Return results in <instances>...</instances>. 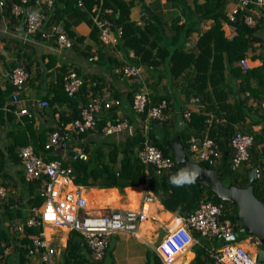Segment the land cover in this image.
I'll list each match as a JSON object with an SVG mask.
<instances>
[{
	"label": "trees",
	"instance_id": "1",
	"mask_svg": "<svg viewBox=\"0 0 264 264\" xmlns=\"http://www.w3.org/2000/svg\"><path fill=\"white\" fill-rule=\"evenodd\" d=\"M11 1L16 0H4V4L1 6L5 14H9V4ZM80 1L82 6L77 5V0H53L52 13L43 23L46 21L47 23L49 21L55 22L59 18L62 19L66 35L72 41L71 49L80 53L82 52L85 57L96 55V59L99 62L106 59L110 63L107 69L119 65L120 62L112 56V53L105 48V45L100 40L98 36L99 29L90 16V10L93 4L97 3V0ZM193 2V10L198 13L200 18L209 19L210 23L199 33L194 46L191 48H186L184 41L188 33L192 30V27L188 25L186 20L178 22V14H174L168 24V29L172 30V35L165 43L162 40L165 23L158 14L151 13L144 19L143 25L140 26L128 18L129 6L132 3L131 0H112V2L105 0V2L101 3L100 8L103 10L104 7H112L113 10L106 15V20L109 22L110 29H120L119 39L116 45L120 48L132 50L136 63L152 65L159 60H163L166 65V71L174 77L179 75L186 67L191 66L193 75L188 86L191 95L201 100L202 97L208 99L209 96L205 88L208 85L215 87L219 83L225 66L232 77L241 76L239 90L244 92L248 89L249 93H252L254 89L249 88L244 82H247L250 75L255 76L257 84L263 82L264 58L262 59L260 68H244L242 72L240 65H233V62L243 58V55L253 40L258 39L261 41L255 32L263 25L262 18L264 19V14L262 15V10L256 9L255 13L259 14V18L254 19L252 14L253 23L248 25L243 20L244 10H237L233 20H229L226 17V10L229 9L226 8L225 10V0H202L201 2L193 0ZM68 10L76 14L80 19L85 20L89 26V31L86 36L98 44L96 50L92 49V51L88 44L82 45L81 51L78 49V45L82 43L84 36L76 34L68 28V22L62 17V13ZM114 13H116V16H114ZM225 23L235 31L230 38L224 35L222 24ZM36 33L40 36L39 31ZM47 55L48 64L52 65L56 58L52 54ZM14 65L12 63V66ZM23 66L27 71L29 65L25 63ZM67 69L68 65L66 62H61L57 66V72L49 88L51 95L48 99L46 98L48 105H51L47 112L52 118L54 112H57L58 121L60 122H67L79 116L80 107L87 100L85 97L84 81L73 95H67L63 90V75ZM75 70L78 72L76 68ZM12 87L10 82L5 83L2 88L0 87V126L5 129V137L7 138V142L0 147V176L7 175L6 163L11 162L15 164L18 162L17 151L21 146L29 145L35 153H41L48 158L57 156L56 150L51 151L45 149L43 148V144L46 140V133L55 128L58 123L54 120V125L34 126L33 117L20 115L16 118L12 110L13 106L5 102L7 99L6 95L12 90ZM98 89L99 86H97ZM212 92L215 95L218 94L215 88H212ZM129 95V98H131L132 94L129 93ZM114 97H116V94H114ZM220 98L222 97L218 96V99ZM245 98V96L237 98L230 104L227 102H219L216 107H214V103L209 105V109L215 115L224 119L223 122H212L207 130V134L217 140L218 147L221 150V156L216 167L219 168L218 174L224 184L235 183L241 186L247 184L245 172L249 166L248 168H244L243 180L245 182L244 184H240L241 181H238V178L234 175V169L230 167V148L225 143V139L233 132L232 124L242 120L244 115H246L247 108L243 104ZM159 99H162V96H153L150 98V102H155ZM61 102H65L68 105L67 110H59L54 106L55 103L58 104ZM116 108L117 106H111L101 110L96 116L95 129L93 130L101 133L100 128L106 119H109L112 123L119 122L120 119L116 117L114 112ZM262 109L264 110V108ZM165 110L167 112V106ZM220 111L222 112L220 113ZM133 114L140 116L141 119L145 117L144 113L137 114L134 112ZM205 116L206 112L204 110L189 111L187 120L181 116L183 119L182 125L174 124L176 121L173 122L174 134H170L169 132V124L166 122L167 119L165 121L148 119L145 133L139 128H135L119 145L111 139L99 140L94 148H90L85 143L82 147L88 154L87 158L85 160L76 159L71 161L73 181L86 187H116L119 191L123 190V187L126 185H137L145 182L147 189L151 191L162 206L174 214L184 215L188 213L197 204L198 200L205 196L212 201H222L227 215L230 217L234 216L236 210L234 204L229 209V205H226L229 202L228 200L219 198L206 185L196 184L195 179L192 178L188 170L185 168L174 169L176 166L174 160L171 168L156 173L153 165L140 162L136 156V151L141 147V142L145 138L158 147L163 154L171 157L172 153L170 148L166 146V140L177 138L186 150L187 137L191 133H199L204 129ZM90 131L92 130L80 132L78 134L79 138L84 139ZM252 135L253 142L249 147L251 164H259L264 167V124L259 132L253 133ZM224 151H226V154L223 157ZM197 162L201 165L208 166L201 161ZM17 184H20L22 187L21 193L19 194H21V199L24 198L23 202H17L19 198L9 193L11 187ZM2 185L4 187L9 186L7 188L9 194L7 193L5 198L0 200V252H2V249L7 243L11 242V252L14 255L12 262L14 264H22L26 260V245L30 243L32 237L38 235L41 227L40 225L24 226L22 232L18 234L13 232V230L10 231L8 226L3 224V221H11L13 219L23 221L28 213H32L30 207L40 204L41 197L35 193L34 183L32 181H25L22 176L16 179L15 182H10L9 185L8 183H3ZM138 187L132 188L138 189ZM103 190L108 193L114 189L108 188ZM92 191L96 190L92 189ZM96 192L97 195L102 196L99 191ZM253 192L264 203V175L253 183ZM24 207L26 208V212L22 210ZM232 222L235 229L240 226L236 218H233ZM46 226L53 230L50 225L47 224ZM64 233L65 231H63L62 236H64ZM191 234L198 237L200 242L199 244L193 245L194 255L191 263L214 264L213 258L208 255L205 249L208 245L206 239L197 232L192 231ZM78 235V232L74 230L69 231L65 246L61 252L60 263L102 264L101 259L92 261L87 257L86 249L78 241ZM219 243L220 241L217 239L213 241L215 246H218ZM146 259V264H161L155 251H152L151 255H148ZM174 262L177 263L178 261ZM37 264L44 263L40 262Z\"/></svg>",
	"mask_w": 264,
	"mask_h": 264
},
{
	"label": "built area",
	"instance_id": "2",
	"mask_svg": "<svg viewBox=\"0 0 264 264\" xmlns=\"http://www.w3.org/2000/svg\"><path fill=\"white\" fill-rule=\"evenodd\" d=\"M232 6L226 10V17L234 19L237 10H244L243 20L246 24L253 23L252 14L256 9L262 10L264 14V0H230ZM4 0H0V8ZM53 0H16L9 4V14L21 18L24 29L28 33L39 31L43 21L49 16ZM81 1L77 0V5ZM99 29L100 40L107 45H114L116 39L109 34V22L107 20H94ZM42 36L52 38L59 47L69 48L72 41L66 35L61 22H51L46 32H40ZM89 58H96L95 55ZM238 63L247 68L248 64L244 58ZM126 76H136L139 67L135 64L123 63L118 67ZM11 83L10 105L18 101V92L28 78V72L22 64H15L7 73ZM82 83V78L74 69H67L63 75V90L67 95H73ZM197 99V98H195ZM119 99L99 92L90 94L86 102L81 105L79 116L67 122L58 121V113L54 112L53 118L56 127L46 133L43 148L56 150V157L48 158L41 153H35L29 145L18 148V162L22 168V177L25 181L34 183V190L41 197L39 205L31 206L32 213H28L24 220L13 219L5 221L10 231L20 234L24 226L40 225L41 230L37 236L31 238L26 245V260L22 264H54V258L60 260V252L65 246L69 231L78 232V241L86 249L87 257L92 261L100 260L109 243L111 234L124 231L132 235L138 234L141 222L147 218V209L153 199L150 193L144 194L134 207H108L105 210H89L85 197V186L73 181V168L71 161L76 159L85 160L87 152L79 144L80 132L95 129L96 116L98 113L112 105H118ZM46 98H41L34 103L32 108L27 106L13 107L17 115L33 117V110L46 107ZM259 105L264 108V97L260 99ZM165 99L150 102L145 90L139 89L132 93L130 99L131 109L137 113H144L147 118L157 121H165L168 118ZM182 117L187 120L189 111L185 110ZM222 119L213 114L204 118L205 127L199 133H192L186 139L188 155L196 160L212 166L221 156L216 139L207 134L211 122H220ZM125 124L121 121L112 123L106 119L100 130L103 134H110L119 130ZM35 126H37L35 124ZM253 142V136L247 131L233 132L227 140L229 151V163L232 169L239 167L242 162L249 158V147ZM136 156L143 163L154 166L155 172L171 168L173 157L165 155L148 139L141 142V147L136 151ZM254 175L256 179L264 175V167L254 164ZM8 189L0 185V200L5 198ZM60 227L57 239L62 240L58 248L51 244V232L45 235L44 226ZM64 236L60 233L64 231ZM235 230L232 219L227 215L222 201H212L201 197L197 204L186 214H173L167 219L163 232L159 239L153 244V250L160 259L161 264H171L172 260L185 250L199 244V238L191 232H197L203 236L208 245L205 247L208 255L213 258L214 264H254L256 251L243 247L238 242H232L228 238ZM53 231V230H52ZM63 233V232H62ZM63 238V239H62ZM219 240L218 246L213 244ZM57 240V241H60ZM60 251V252H59ZM8 253L6 244L0 252V260ZM34 257L36 261L30 258ZM58 260V261H59Z\"/></svg>",
	"mask_w": 264,
	"mask_h": 264
},
{
	"label": "crops",
	"instance_id": "3",
	"mask_svg": "<svg viewBox=\"0 0 264 264\" xmlns=\"http://www.w3.org/2000/svg\"><path fill=\"white\" fill-rule=\"evenodd\" d=\"M111 1L112 0H108ZM127 1V0H123ZM132 3L129 6L128 18L138 25H143L144 19L151 13L158 14L162 21L165 23L163 30L162 40L166 43L169 37L172 35V30L168 29V24L174 14L179 15V20H186L188 25L192 27V30L186 36L184 41V46L186 48H191L194 46L195 41L199 33L204 30L210 23L207 18H200L198 13L194 11L193 0H131ZM201 2L202 0H196ZM105 0H97V3L93 4L90 10V16L92 20H106V15L112 12V7H104L101 10L100 5ZM79 6H82L81 4ZM225 10L230 9L232 2L230 0H225ZM3 8H0V87L2 88L5 83H9L7 73L13 64H25L28 67V78L23 85V87L18 92V101L13 105V107L27 106L32 108L34 103L41 99L50 97L51 92L49 88L51 82H53L55 74L57 72V66L61 62H66L68 69L78 70L77 74L84 81L85 97L86 99L92 93L103 92L109 96H114L119 98V105L114 110L116 117L120 119L125 125L119 130L114 131L110 134L97 133L96 131H90L84 139L79 138V144L83 146L85 143L90 148L96 147L98 141L101 139H111L118 143V145L124 140L125 137L129 136L135 128H139L143 133L146 132L148 118H140L138 115H134V111L130 109L129 106V93H133L135 90H145L149 98L153 96H162L166 99L169 132L174 134L173 122L177 124L179 120L182 119L181 114L183 111H197L204 110L206 113L214 114L210 109L209 105L214 103V107L217 106L219 102L233 103L237 98L245 96L244 106L246 109V115L240 121H236L232 124L233 132L237 131H248L250 133L259 132L264 124V110L259 106V98L264 96V74L262 76V83H258L254 75H250L247 82L244 84L248 85L249 88L254 89L252 93L246 89L244 92L239 90L240 77H232L226 66L223 69L222 78L219 83L212 87L208 85L205 89L208 93V99L202 97V100L196 96L191 95L188 86L189 81L192 78L193 70L191 66L186 67L179 75L171 76L166 71V65L163 60H159L155 64H140L135 62V57L132 50L126 48L117 47V42L119 39L120 29L115 28L109 29V34L114 36L116 43L114 45H105V48L112 53L120 63L107 69L110 63L103 59L101 62L97 61L96 58L85 57L82 52L74 51L69 48L59 47L52 38H47L46 36L37 35L35 33H28L24 29L23 21L21 18L10 16L5 14ZM94 11V12H93ZM93 12V13H92ZM115 12V11H114ZM52 9L49 12L51 15ZM101 14V15H100ZM116 16V13H114ZM254 19L259 18V14L253 12ZM62 17L66 22H68L71 30L76 34L84 36L82 43H80L79 50L81 51V46L88 44L90 49L96 50L98 47L90 38L86 35L89 31V26L84 19H80L76 14L70 10L62 13ZM261 17V16H260ZM262 18V17H261ZM63 22L59 18L57 22ZM263 25L259 27L255 32L256 36L261 39H255L251 42L250 47L247 49L243 58L246 60L247 68H260L262 59L264 58V19L262 18ZM51 22L47 21L41 25L39 32H46L48 30V25ZM224 35L230 38L234 33V29L228 24H222ZM99 36V32H98ZM100 38V37H99ZM77 49V50H78ZM92 50V51H93ZM154 51V50H153ZM95 52V51H94ZM52 54L56 59L52 65L48 64V55ZM123 63L137 64L139 67V73L136 76H126L121 71H118V67ZM234 64H238V61H234ZM241 72L244 68L240 65ZM97 86L99 89L97 90ZM212 88L218 93L219 97L212 92ZM226 92V93H224ZM6 103L9 104L10 92L6 95ZM197 98V99H195ZM41 108L40 110H33V123L47 126L54 125V118L50 116L47 112L51 105ZM59 110H67L68 105L65 102L55 103ZM133 112V113H132ZM222 111H220L221 113ZM15 114V113H14ZM16 118L19 115L15 114ZM179 125H182L180 123ZM84 141V143H83ZM7 142L5 137V129L0 126V147ZM104 148V146H103ZM7 175L0 176V185L3 183H8L16 181L20 176H22V168L19 162L12 164L11 162L6 163ZM227 181V180H226ZM3 182V183H2ZM139 189H133L130 192L126 191L127 187H136ZM9 187V186H8ZM6 187V188H8ZM21 185L17 184L11 187L9 192L13 194L14 197L19 198L17 202H23L24 198L21 197ZM114 189L108 194H112L114 201L109 203H103L95 200L94 193L97 195L96 191L100 194L104 192L103 189ZM94 189L96 191L91 190ZM13 190V191H12ZM12 191V192H11ZM8 193V194H9ZM151 193L147 189L146 183H141L137 185H126L123 190L119 191L116 187H95V186H85V197L88 196L90 201L94 198L97 207L89 210L98 211L105 210V204L110 205L109 207H134L140 197L144 194ZM105 195V196H106ZM153 195V194H152ZM104 196V195H102ZM88 200V202L90 203ZM88 203V204H89ZM103 203V204H102ZM108 208V207H107ZM150 208L154 211L151 212ZM26 212V208L22 209ZM147 218L144 219L138 228V234L132 235L128 232L118 231L110 235L108 247L103 257L101 258L102 264H146V258L151 255L153 250V244L159 239L163 232L164 226L167 223V219L174 213L165 209L162 204L153 195L150 207L147 209ZM5 221H3V224ZM47 225V224H46ZM45 225L46 234L52 232ZM53 228V227H51ZM240 243V242H239ZM242 246L243 243H240ZM8 253L3 259L0 260V264H14L12 262L14 255L12 254V244L7 243ZM243 247L249 248L251 250H257V246L244 245ZM185 253L177 255L171 264H192L191 259L194 255L193 251L185 250ZM36 261L34 257L30 258ZM4 261V262H3ZM174 261H178L177 263Z\"/></svg>",
	"mask_w": 264,
	"mask_h": 264
},
{
	"label": "water",
	"instance_id": "4",
	"mask_svg": "<svg viewBox=\"0 0 264 264\" xmlns=\"http://www.w3.org/2000/svg\"><path fill=\"white\" fill-rule=\"evenodd\" d=\"M165 143L171 150L176 165L174 169L185 168L195 179L196 184L206 185L219 198L235 205V215L230 218H236L240 226L226 239L238 240L242 235H250L258 244L254 264H262L264 259V203L253 192V183L257 180L254 175L255 165L253 164L246 170L247 184L244 186L235 183L224 184L219 177L218 167L204 166L192 160L177 138L166 140ZM225 143H227L226 140ZM60 146L56 148L57 151ZM225 154L226 151L223 152V157Z\"/></svg>",
	"mask_w": 264,
	"mask_h": 264
},
{
	"label": "rangeland",
	"instance_id": "5",
	"mask_svg": "<svg viewBox=\"0 0 264 264\" xmlns=\"http://www.w3.org/2000/svg\"><path fill=\"white\" fill-rule=\"evenodd\" d=\"M119 29V28H118ZM198 111V110H197ZM177 124H179L178 122H177ZM108 139V138H107ZM192 160H194V159H192ZM219 160V159H218ZM216 161V163L215 164H213L212 166H215L216 167V165H217V163L219 162V161ZM252 162H251V160H250V158H248L247 160H245L244 162H242V164L239 166V167H237L236 169H234L233 170V172H234V175L238 178V181H241L240 182V184H244V180H243V178H244V174H243V171H244V168L246 167V168H248V166H250V164H251ZM246 173V172H245ZM92 192V191H91ZM107 194V192L106 191H104L103 193H102V195H104V196H99V195H96L95 193H94V196H95V198L96 199H98L100 202H103L104 203V201H106V198L107 197H110V195L108 194V195H106ZM106 195V196H105ZM113 198H115V197H113ZM89 200H90V198H89ZM89 202L87 201V203H86V205L88 206V207H92L91 209H95V207H97V204H96V202H94V198L91 200V204L89 203ZM226 205H229V209H231V205H232V203L231 202H228V204H226ZM110 205H106L105 204V207L104 208H107V207H109ZM150 210H151V212H153L154 211V209L153 208H150ZM60 227H53V231L51 232V234H52V238L53 239H51V244L54 246V247H56V248H58L59 249V247L61 246V244H62V240H60V239H57V235H58V233H59V231H60ZM65 231V230H64ZM62 232L63 231H61L60 233L62 234ZM47 235V234H46ZM63 239V238H62ZM251 239H253L250 235H248V234H246V235H242L238 240H232V242H240V243H243L244 245H247V246H249V245H252L251 244ZM57 240H60V241H57ZM57 243H61V244H57ZM243 245V246H244ZM253 246V245H252ZM188 250H190V251H193V246H191L190 248H188ZM60 252V251H59ZM61 252H62V250H61ZM61 252H60V254H59V256L61 257ZM194 253V252H193ZM59 260V259H58ZM56 258H54V264H61L60 263V261H58ZM4 262V261H3ZM263 262H264V259H263ZM3 264V263H2Z\"/></svg>",
	"mask_w": 264,
	"mask_h": 264
},
{
	"label": "clouds",
	"instance_id": "6",
	"mask_svg": "<svg viewBox=\"0 0 264 264\" xmlns=\"http://www.w3.org/2000/svg\"><path fill=\"white\" fill-rule=\"evenodd\" d=\"M178 22H182V20H178ZM103 44H104V43H103ZM91 56H92V55H91ZM95 57H96V55H95ZM136 65H137V64H136ZM82 82H83V79H82ZM97 93H99V92H97ZM94 94H95V93H94ZM131 96H132V95H131ZM118 99H119V98H118ZM130 99H131V98H130ZM149 99H150V98H149ZM157 101H158V100H157ZM118 105H119V104H118ZM112 106H117V105H112ZM130 108H131V107H130ZM183 112H184V111H183ZM183 112H182V113H183ZM208 114H209V113H206V116H207ZM213 115H215V114H213ZM181 116H182V114H181ZM206 116H205V117H206ZM215 116H217V115H215ZM145 117H146V116H145ZM217 117H219V116H217ZM220 118L222 119L220 122H223L224 119H223L222 117H220ZM148 119H150V118H148ZM182 122H183V119H181V120L178 121L179 124L182 123ZM204 123H205V122H204ZM211 123H212V122H211ZM213 123H219V122H214V121H213ZM205 125H206V124H205ZM209 126H210V125H209ZM203 130H204V129H203ZM207 130H208V129H207ZM247 132H248V131H247ZM232 133H233V132H232ZM232 133H231V134H232ZM191 134H192V133H191ZM231 134H230V135H231ZM251 134H252V133H251ZM230 135H229V136H230ZM252 136H253V135H252ZM146 139H147V138H146ZM225 140L227 141L228 138L225 139ZM216 141H217V140H216ZM217 143H218V142H217ZM226 144L228 145V143H226ZM187 155H188V154H187ZM188 156H189V155H188ZM194 161H196V160H194ZM252 165H253V164H250L249 168H250Z\"/></svg>",
	"mask_w": 264,
	"mask_h": 264
},
{
	"label": "bare ground",
	"instance_id": "7",
	"mask_svg": "<svg viewBox=\"0 0 264 264\" xmlns=\"http://www.w3.org/2000/svg\"><path fill=\"white\" fill-rule=\"evenodd\" d=\"M133 189H135L136 190V188H127L126 189V191L127 192H130V191H132ZM138 189H139V187H138ZM92 191V190H91ZM111 192V191H110ZM110 195V197H107L106 198V201H104V203H109V202H111V201H114V199H113V196H112V194H109ZM86 200L88 201L89 200V198H88V196L86 197ZM90 201V200H89ZM96 201H99L98 199H96ZM100 202V201H99ZM90 204H91V201H90ZM103 204V203H102ZM44 233H45V235H46V232H45V226H44Z\"/></svg>",
	"mask_w": 264,
	"mask_h": 264
},
{
	"label": "flooded vegetation",
	"instance_id": "8",
	"mask_svg": "<svg viewBox=\"0 0 264 264\" xmlns=\"http://www.w3.org/2000/svg\"><path fill=\"white\" fill-rule=\"evenodd\" d=\"M251 244L254 246H257L258 244L256 243V241H254L253 239H251Z\"/></svg>",
	"mask_w": 264,
	"mask_h": 264
}]
</instances>
